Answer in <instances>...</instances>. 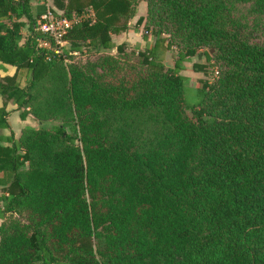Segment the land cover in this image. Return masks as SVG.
I'll return each mask as SVG.
<instances>
[{
  "label": "trees",
  "instance_id": "1",
  "mask_svg": "<svg viewBox=\"0 0 264 264\" xmlns=\"http://www.w3.org/2000/svg\"><path fill=\"white\" fill-rule=\"evenodd\" d=\"M54 1L94 13L60 55L29 0H0V264H264V0H139L134 60L112 40L134 0ZM200 50L216 69L188 105ZM9 102L61 123L4 135Z\"/></svg>",
  "mask_w": 264,
  "mask_h": 264
},
{
  "label": "rangeland",
  "instance_id": "2",
  "mask_svg": "<svg viewBox=\"0 0 264 264\" xmlns=\"http://www.w3.org/2000/svg\"><path fill=\"white\" fill-rule=\"evenodd\" d=\"M54 4H55V8L57 7L60 10L58 2L54 1ZM134 4H135L134 12H133L134 15L129 19L128 26H127L126 30L124 31L125 36L123 38H121V37L119 38L118 36L117 37L114 36V41H115L114 43H116V44L124 43L125 44L126 53L129 56L128 58L131 60H134L135 52L137 50L145 47V42L143 41V38H142L143 32L144 33L146 32V34H148L150 39L153 40L149 31L147 32L143 28L144 21L141 24H138V25L136 24V20L138 17L145 16L146 3L143 1H139V0H137V1L134 0ZM119 34H122V32H120ZM120 41H122V42H120ZM83 49L86 50V47ZM202 53H203V50H200L196 56L191 57L189 61L185 62L184 63V69L181 71V73L188 78L187 82L185 83V93H184L185 94V101L188 105L195 103L198 99L197 93L194 89L201 86L202 81H205V80L211 81L212 77H211L210 73L212 70L216 69V67H214V65H212V63H210L209 65L206 64L205 57H204V55H202ZM100 54H102V55L115 54V50H101V52L99 54L87 52V53L75 56L74 60L75 61L81 60L82 62H84L87 59L93 60V59H96V57ZM175 57H176V48H171L166 53V58H165L166 65L172 66L173 62L175 60ZM193 63H197L199 65L204 64V65H206V68L203 69L202 71H194L192 68ZM20 83H21V85L24 84V78L23 77H20ZM27 117H29L32 121L31 122L32 125H27V126H31V127H35V128H39L40 126L41 127L44 126L46 128H49L53 124H60L61 123V120L54 119V118H47L44 120H39L32 113H29L27 115ZM67 130L69 131L68 128H67ZM77 144H78V142H77ZM1 191L2 190L0 189V193H1ZM0 223H1V220H0Z\"/></svg>",
  "mask_w": 264,
  "mask_h": 264
},
{
  "label": "built area",
  "instance_id": "3",
  "mask_svg": "<svg viewBox=\"0 0 264 264\" xmlns=\"http://www.w3.org/2000/svg\"><path fill=\"white\" fill-rule=\"evenodd\" d=\"M62 10L47 5L35 21V26L45 37L38 40V46L52 51L55 55H60L67 44L65 35L74 24L87 19H93L94 13L91 8L82 13H72L70 16L63 15Z\"/></svg>",
  "mask_w": 264,
  "mask_h": 264
},
{
  "label": "crops",
  "instance_id": "4",
  "mask_svg": "<svg viewBox=\"0 0 264 264\" xmlns=\"http://www.w3.org/2000/svg\"><path fill=\"white\" fill-rule=\"evenodd\" d=\"M47 5H51V6L55 7L53 0H29V5H28L29 14L31 15V17L37 18L41 13L44 12ZM145 13H146V11H145ZM13 20H14V18H12L9 21L6 20L5 22H8L7 24L10 25L11 21H13ZM18 21L23 22V26L21 27L20 32H19V34H20L19 44H22L29 34V22L25 16H21L18 19ZM114 36H116V37L118 36L119 38L120 37L123 38L125 36V32L123 31L122 34L112 35L113 41H114ZM120 42H122V41H120ZM15 72H16L15 66L10 65V64H6V63H3L0 61V77L12 76L15 74ZM2 104H3V100L0 96V107L2 106ZM7 110L9 111L8 121L10 122L11 130L3 129L2 133L4 135H9L10 132H12L15 139H17L21 133V130L27 125H32L31 124L32 121L29 117H26L24 120H21L19 117V111L16 110V105L11 103V102L8 103ZM0 189H1V187H0Z\"/></svg>",
  "mask_w": 264,
  "mask_h": 264
},
{
  "label": "water",
  "instance_id": "5",
  "mask_svg": "<svg viewBox=\"0 0 264 264\" xmlns=\"http://www.w3.org/2000/svg\"><path fill=\"white\" fill-rule=\"evenodd\" d=\"M210 51L212 52V49Z\"/></svg>",
  "mask_w": 264,
  "mask_h": 264
}]
</instances>
